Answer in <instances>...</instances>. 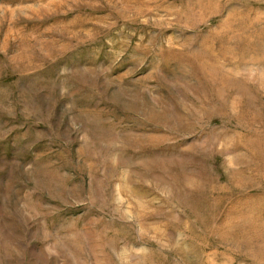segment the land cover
Here are the masks:
<instances>
[{"label": "rangeland", "instance_id": "374dc122", "mask_svg": "<svg viewBox=\"0 0 264 264\" xmlns=\"http://www.w3.org/2000/svg\"><path fill=\"white\" fill-rule=\"evenodd\" d=\"M0 264H264V0H0Z\"/></svg>", "mask_w": 264, "mask_h": 264}]
</instances>
